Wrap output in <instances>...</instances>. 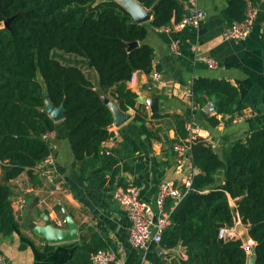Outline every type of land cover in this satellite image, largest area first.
<instances>
[{"label": "trees", "instance_id": "1", "mask_svg": "<svg viewBox=\"0 0 264 264\" xmlns=\"http://www.w3.org/2000/svg\"><path fill=\"white\" fill-rule=\"evenodd\" d=\"M256 1L232 0L228 14L241 22L248 4L256 5ZM141 5L153 12L151 22L137 24L127 9L110 0H0V165L4 173L0 233L4 237L20 231L10 181L25 171L35 181L33 170L52 153L51 143L42 137L59 130L58 123L43 111L45 87L51 102L64 106L63 126L74 164L80 165L82 179L91 186L112 185L121 155L133 157L141 152L127 132L114 154L104 150L103 144L114 136V117L103 97H110L122 111L134 109V122L149 139H159L146 127V106L126 83L134 72L153 70L154 50L145 42L151 29L178 24L187 11L183 0H141ZM8 19H12L10 27L3 28ZM132 43L138 46L131 49ZM261 44L264 48V32ZM55 52L77 60H59ZM87 70L96 74L97 84ZM191 92L197 107H203L206 98L213 101L217 115L233 117L244 110L238 90L225 80L197 78ZM171 118L176 142L187 139V120ZM207 122L213 127L220 123L217 116L207 117ZM189 156L199 173L171 211V224L160 246L183 247L187 259L179 264H248L242 240L218 237L217 226L234 227L237 213L255 242L256 264H264V129L229 143L222 158L197 139L190 144ZM172 205L169 202L167 209ZM80 246L94 255L108 249L109 243L95 235ZM156 248H149V261L166 264Z\"/></svg>", "mask_w": 264, "mask_h": 264}, {"label": "crops", "instance_id": "2", "mask_svg": "<svg viewBox=\"0 0 264 264\" xmlns=\"http://www.w3.org/2000/svg\"><path fill=\"white\" fill-rule=\"evenodd\" d=\"M183 1L187 8L186 0ZM231 2L232 0H199V7L205 13L199 28L177 30L173 23L170 27L151 29L145 42L154 50L152 71L160 72L163 80L154 81L150 73L138 72L136 83H126V87L138 97L158 100L157 118L153 117L154 114L147 105H143L146 106L147 113L146 127L159 139L147 137L141 125L134 122L136 111L129 108L124 112L131 118L120 127L113 124L111 131L114 136L103 144V148L114 154L123 142L124 132L137 141L141 152L133 157L121 155L114 176L115 180L125 186H135L141 199L152 205L155 204L160 183L174 182L181 187L199 173L191 160L190 165L180 166L177 163L173 146L179 142H188L189 136L176 142L178 137L175 122L171 117L186 119V125L194 123L195 119L200 121L205 128L200 126L202 132L199 139L209 147V142L213 143L215 148H211L221 158L229 143L245 140L254 130L264 129V48L261 44L264 0L256 1V24L250 36L239 42L223 40L224 30L235 22L228 14ZM174 41L179 42V55L172 51ZM198 55H206L215 60L218 67L209 69L205 63L197 60ZM70 58L71 62L77 60L73 56ZM86 72L97 84L96 74L89 70ZM197 78L225 80L233 85L244 105L241 113L247 117L242 121H235L237 114L233 117L215 115L220 123L216 127L211 126L207 117L212 116L201 109L213 101L206 98L205 105L197 107L192 98L184 97L187 92L192 94L191 87ZM105 98L121 109L110 97ZM57 123L59 130L51 141L55 167L42 169L39 165L32 172L35 181L25 171L9 183L12 206L20 231L15 232L12 237H4L0 233V252L6 257L8 264H92L91 253L83 250L80 245L84 242L88 244L95 235L108 242L106 251L116 256V261L110 264H152L148 259L149 251L146 253L135 249L129 242L131 222L121 204L114 198L115 187L107 183L104 188H97L82 179L80 165L74 164L75 159L66 138L63 121ZM49 172L64 184V196L54 192L53 185L47 180ZM0 183H4L1 165ZM230 204L236 207L235 200L230 199ZM62 209L77 224V239L51 244L39 232V229H46L43 215L54 222L55 229L67 231V227L62 228L61 225ZM26 210L36 225V230L25 225ZM234 227L240 240L247 242L250 239L248 227L240 219ZM157 254L163 257L166 264H179L187 259L185 249L181 246L171 250L163 249V252L157 251Z\"/></svg>", "mask_w": 264, "mask_h": 264}, {"label": "built area", "instance_id": "3", "mask_svg": "<svg viewBox=\"0 0 264 264\" xmlns=\"http://www.w3.org/2000/svg\"><path fill=\"white\" fill-rule=\"evenodd\" d=\"M186 2L187 15L181 22L175 25L177 30H182L186 27L199 28L201 22L205 18L204 11L199 7V0H186ZM256 18L257 8L252 3H249L245 19L241 22H234L229 28L225 29L223 32V40L235 42L247 40L256 24ZM171 48L174 54H180L178 41H174ZM197 60L205 63L209 69H216L218 67V63L206 55H198ZM150 74L154 81L161 82L163 80L162 74L158 71H152ZM137 76L138 72H134L129 83H136ZM184 97L193 99V94L187 92L184 94ZM201 110L211 116L217 115L216 107L211 102H208ZM246 117L245 114L240 113L234 118L235 121H242ZM186 129L189 133L188 142H179L173 146V151L177 156V163L180 166L190 165V144L199 139V135L202 132L200 126L191 122L186 125ZM55 136V132H50L45 134L42 139L45 142L51 143V141L55 139ZM209 145L215 148L213 143L209 142ZM40 166L42 169L54 168V154L50 153ZM47 180L53 185L55 193L62 196L65 195L64 184L61 183L55 175L49 172ZM112 185L115 187L114 198L121 204L131 222L129 234L131 246L147 253L152 245L160 247L163 234L171 224V211L190 191L192 179H188L181 187L174 182L160 183L154 205L141 199L139 190L133 185H121L119 180H115ZM169 202L173 204L170 210L167 209V204ZM239 219L240 217L236 213L235 223ZM218 237L223 240L239 239L235 227L226 226L220 228ZM254 247L255 242L252 239L243 242V249L249 257L254 255ZM115 261L116 256L112 252L106 250L98 251L91 257L92 264H110ZM0 264H8L6 257L1 252Z\"/></svg>", "mask_w": 264, "mask_h": 264}, {"label": "water", "instance_id": "4", "mask_svg": "<svg viewBox=\"0 0 264 264\" xmlns=\"http://www.w3.org/2000/svg\"><path fill=\"white\" fill-rule=\"evenodd\" d=\"M110 1H116L117 3H119L118 0H110ZM127 1L129 3L130 10L121 3L119 4H121L125 9H127L131 13V15L134 18V21L137 24H145L151 22L153 17V12L145 10L141 5V0H127ZM11 21L12 19L6 20L3 23V28H9ZM137 46L138 43H132L131 49L136 48ZM44 97L46 98V107L43 109V111L48 113L52 118V120L55 121L56 123L63 121L65 117L64 106L61 105L60 107H56L51 102V100L49 99V93L47 87H45L44 90ZM103 100L113 112L114 125L120 127L131 118L130 115L126 114L116 105L110 103V101L107 98L103 97ZM137 101L140 102L141 104L147 105L150 108L152 114L157 113L158 100L156 98L144 99L143 97H138ZM194 123L197 126H201L200 121H198L197 119L194 120ZM62 212L66 223L67 231L55 229L54 222L50 220L49 217L43 215L46 229L43 231L39 229V232L44 237V239H46L51 244L65 243L77 239V232H78L77 224L64 209H62ZM25 215H26L24 219L25 225L28 226L31 230H36V225L31 221L30 217L28 216V210L25 211ZM223 227H225V225L217 226V228H223ZM157 251H159V253L163 252V248L161 246L157 247ZM248 264H256L255 254L249 258Z\"/></svg>", "mask_w": 264, "mask_h": 264}, {"label": "rangeland", "instance_id": "5", "mask_svg": "<svg viewBox=\"0 0 264 264\" xmlns=\"http://www.w3.org/2000/svg\"><path fill=\"white\" fill-rule=\"evenodd\" d=\"M97 2H100L102 0H96ZM55 55H56V58H58L59 60H62V61H65V62H71V58L69 55H65L61 52H55ZM60 216H61V225H62V228L66 227L65 225V220H64V217L62 215V213L60 212Z\"/></svg>", "mask_w": 264, "mask_h": 264}, {"label": "bare ground", "instance_id": "6", "mask_svg": "<svg viewBox=\"0 0 264 264\" xmlns=\"http://www.w3.org/2000/svg\"><path fill=\"white\" fill-rule=\"evenodd\" d=\"M119 3H121L122 5H124L126 8H128L130 10V6L127 0H118Z\"/></svg>", "mask_w": 264, "mask_h": 264}]
</instances>
